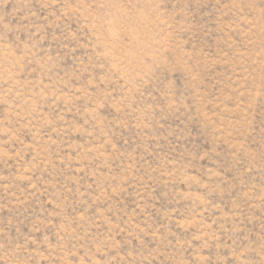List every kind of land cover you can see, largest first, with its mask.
Listing matches in <instances>:
<instances>
[{
	"label": "rangeland",
	"instance_id": "374dc122",
	"mask_svg": "<svg viewBox=\"0 0 264 264\" xmlns=\"http://www.w3.org/2000/svg\"><path fill=\"white\" fill-rule=\"evenodd\" d=\"M0 264H264V0H0Z\"/></svg>",
	"mask_w": 264,
	"mask_h": 264
}]
</instances>
